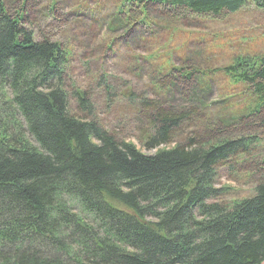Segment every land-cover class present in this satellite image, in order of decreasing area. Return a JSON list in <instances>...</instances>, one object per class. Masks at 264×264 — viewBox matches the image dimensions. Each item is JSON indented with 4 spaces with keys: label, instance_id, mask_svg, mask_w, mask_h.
<instances>
[{
    "label": "trees",
    "instance_id": "1",
    "mask_svg": "<svg viewBox=\"0 0 264 264\" xmlns=\"http://www.w3.org/2000/svg\"><path fill=\"white\" fill-rule=\"evenodd\" d=\"M245 2L120 0L117 6H143L144 18L147 3L216 17ZM25 5L12 12L0 0V264H262L264 166L245 197L224 201L226 186L215 185L216 167L245 150V137L208 132L162 147L190 112L143 100L136 111H145L150 133L141 143L154 153L117 140L89 117L85 92L73 97L86 116L71 108L65 51L24 25ZM223 71L252 97L234 117L261 113L264 52L237 56Z\"/></svg>",
    "mask_w": 264,
    "mask_h": 264
},
{
    "label": "rangeland",
    "instance_id": "2",
    "mask_svg": "<svg viewBox=\"0 0 264 264\" xmlns=\"http://www.w3.org/2000/svg\"><path fill=\"white\" fill-rule=\"evenodd\" d=\"M119 1L4 0L12 12L26 2L24 25L37 38L45 35L61 44L64 84L75 113L86 116L73 97L83 91L91 105L89 117L117 140L152 154L155 149L141 143L150 133L148 116L137 106L146 100L166 109H188L189 118L174 141L161 146L208 132L245 137V150L216 167L215 185L226 186L224 201L251 194L264 166V125H259L264 110L241 120L234 117L243 115L252 97L245 83L233 82L223 67L237 56L264 52L261 1L246 0L236 12L216 17L147 3L145 18L143 6L126 5L120 11Z\"/></svg>",
    "mask_w": 264,
    "mask_h": 264
}]
</instances>
